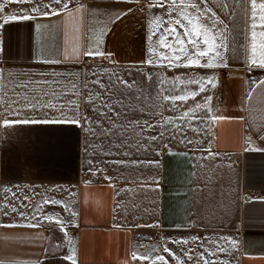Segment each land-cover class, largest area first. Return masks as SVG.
I'll return each mask as SVG.
<instances>
[{
  "label": "crops",
  "instance_id": "0c3cea01",
  "mask_svg": "<svg viewBox=\"0 0 264 264\" xmlns=\"http://www.w3.org/2000/svg\"><path fill=\"white\" fill-rule=\"evenodd\" d=\"M33 2L0 0V24L18 17L0 27V120L16 115L9 101L35 97L20 119H57L63 107L79 122L0 127V264H264V69L252 66V0ZM185 13L209 28L215 13L227 26L217 67L163 59L187 63L158 43H174L169 28L183 33ZM262 43L257 35V59ZM207 76L204 92L187 83Z\"/></svg>",
  "mask_w": 264,
  "mask_h": 264
},
{
  "label": "snow or ice",
  "instance_id": "6c2138e0",
  "mask_svg": "<svg viewBox=\"0 0 264 264\" xmlns=\"http://www.w3.org/2000/svg\"><path fill=\"white\" fill-rule=\"evenodd\" d=\"M14 2H31V0H14ZM54 2L56 3H60L61 0H54ZM119 2H130V0H119ZM173 5H175V0H172ZM181 4L183 6V0H181ZM46 7H49V5H45ZM193 8H196V5H191ZM223 7L227 8L229 7L227 4L223 5ZM64 8L67 9L68 8V4H64ZM259 8L261 11V15L259 17L261 24V27H264V2L262 3H257V0H252V15H253V24H252V39H253V45H252V52H253V57H252V66L254 67H258L261 69H264V43H262L260 45V52H259V58L257 59L256 56V52H257V47L255 44V40L257 35H259L260 37H264V32H260L259 34L255 31V29L257 28V24L255 23V18H256V9ZM33 11H39L38 8L33 9ZM77 12L80 11V8L76 9ZM197 11L199 12L200 10L197 9ZM205 12H210V9H205ZM53 14H58V13H53ZM45 16L49 15L48 12L44 13ZM69 15H71V13L69 12ZM185 18L188 19V24L184 25L181 23L180 20H176V23L178 25H181V27L184 28L183 33L178 32L175 28H169L167 30V35L168 36H172L174 38V43H169V41L167 40L165 35H161L159 37V41L158 43L160 45H166L170 51L175 52V51H179L186 59H187V63L186 64H180V63H173V61H180L181 56L180 55H173V56H165L163 57V59H166L169 61V65L168 66H173V67H191V66H195V67H200V68H204V69H213L215 67H217L216 64L213 63V59H218L221 62H223V55L222 52L220 51L221 49H227L228 44H227V38H228V29L227 26L224 24V22L222 20H217L215 18V13H211V25L210 28L215 30V34L212 35L211 37H209L208 32L210 30V28L207 26V21H201L200 23H193V19L192 18H188L187 14L185 13ZM29 16H23L20 17V19H29ZM18 17L16 16H8L4 18V22L3 24H0V27H3L5 24H7L10 21H15L17 20ZM157 20H159V17H156ZM197 19H199V16L197 17ZM201 24H204V27H201ZM202 37V42L204 45H207L206 48L201 49V40L200 38ZM148 39H152V37H148ZM185 39L187 40V44L191 45L192 49L194 50V54L193 55H189L186 47H185ZM219 40V42L217 43L216 41ZM149 51H153L152 48H149ZM213 53L214 55L212 57H209V59L207 60V62L201 64V58L204 57H208L209 53ZM86 54H92V53H86ZM96 55H108L110 56V53H103L99 51V48H97ZM50 63H55L57 61H48ZM147 64L151 65L152 61L148 60L146 62ZM147 79L151 80V77L149 76ZM176 80H180L181 77L177 76L175 77ZM207 80L209 82L214 80V77L211 76H207V77H201L200 80H196L195 78H190L187 80L188 84H199L200 85V92H204L206 91L205 87H204V83L203 81ZM98 83V81H97ZM262 84H264V82H262ZM131 87V86H130ZM213 87H215V85L213 84ZM159 93H157L158 95ZM190 95L192 97H195V95H197L196 92H192L190 93ZM89 99H91V97H89ZM165 99H168V97H165ZM171 99L173 101L175 100H180V101H184L186 99L185 95H172ZM211 99V97H206L205 98V102L207 103V101H209ZM24 103L21 105L19 102H12L9 101V103L6 105V107L9 108V110L11 112L16 113V115L11 118V119H3L0 120V127H4V128H13L19 125H28V124H35V123H44V124H49V123H78L79 122V117L78 116H73V117H68L64 115V111H63V107H60L57 109V111L60 113L59 118L57 119H42V120H29L27 118L25 119H20L19 118V113L21 111L26 110L27 108H32L33 110H35L36 106L39 105V100H37L35 97L33 98V100H28L27 97L23 98ZM0 103H3V99L0 98ZM16 103V107H12V104ZM44 107H54L53 105H48L45 104ZM196 109H200L201 105L200 104H196L195 106ZM190 111H194V110H190ZM208 111H211L210 109H208ZM185 115H188V113H185ZM212 119H217L218 117H211ZM222 119V117H219ZM87 119V118H85ZM105 134H107V132L109 130H104ZM150 139L155 140L156 137H151ZM260 139L264 140V135L260 136ZM251 150V149H250ZM91 163V162H89ZM53 203H58V202H53ZM13 211H15V209H13ZM45 219H47L49 222H53L54 218L51 216L45 217ZM55 223L57 224H62V222L56 218ZM61 230L63 231V228L61 227ZM234 243V241H233ZM164 251L168 252L169 250L167 248L164 249ZM71 259V257H69ZM158 259L160 260V264H166V261L164 259V257H158ZM72 264H76V261L73 260Z\"/></svg>",
  "mask_w": 264,
  "mask_h": 264
},
{
  "label": "rangeland",
  "instance_id": "374dc122",
  "mask_svg": "<svg viewBox=\"0 0 264 264\" xmlns=\"http://www.w3.org/2000/svg\"><path fill=\"white\" fill-rule=\"evenodd\" d=\"M78 0H66L64 3H56V2H54V0H48V1H35V2H33V1H31V2H33L35 5H49V7H47L46 9H49V10H53V9H55V8H57V7H59V8H64V4H68V6L69 5H71V4H74V3H76ZM27 3H30V2H27Z\"/></svg>",
  "mask_w": 264,
  "mask_h": 264
},
{
  "label": "built area",
  "instance_id": "2783aa9c",
  "mask_svg": "<svg viewBox=\"0 0 264 264\" xmlns=\"http://www.w3.org/2000/svg\"><path fill=\"white\" fill-rule=\"evenodd\" d=\"M99 171V170H98Z\"/></svg>",
  "mask_w": 264,
  "mask_h": 264
}]
</instances>
